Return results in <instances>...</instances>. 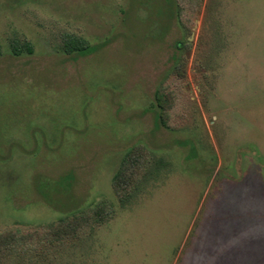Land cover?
Wrapping results in <instances>:
<instances>
[{
  "label": "rangeland",
  "instance_id": "rangeland-1",
  "mask_svg": "<svg viewBox=\"0 0 264 264\" xmlns=\"http://www.w3.org/2000/svg\"><path fill=\"white\" fill-rule=\"evenodd\" d=\"M66 33L97 49L64 52ZM0 46V234H33L0 264H264V0H0ZM137 146L166 165L123 206ZM101 200L112 217L46 236Z\"/></svg>",
  "mask_w": 264,
  "mask_h": 264
},
{
  "label": "trees",
  "instance_id": "trees-1",
  "mask_svg": "<svg viewBox=\"0 0 264 264\" xmlns=\"http://www.w3.org/2000/svg\"><path fill=\"white\" fill-rule=\"evenodd\" d=\"M10 45L11 52L14 56L34 53V46L29 40L14 38ZM175 47L177 51L182 50V48H184L183 41H177ZM62 49L68 54L77 53L79 55H84L95 51L97 47L82 36L73 33H66L63 35ZM1 54L2 49L0 46V55ZM175 61H179L178 54L175 57ZM156 95V109L151 108L155 110L156 124L158 127L161 125L169 127L165 119V101L160 96V92H157ZM138 150L143 149L142 147L137 146L127 152L119 169L113 177L115 192L119 196L123 206L130 203L138 195L139 191L145 186V184L149 182L151 176L159 173L160 169L166 165L160 158L154 159L153 164L147 166L146 168L143 156L136 153ZM73 179L74 177L72 173H68L62 176L59 180L55 181V185L52 186V188L70 189ZM39 187L42 191L45 202L55 209L61 210L59 206H56L55 200L50 196L49 191L46 190L47 188L51 189L49 182H39ZM68 211L67 215L61 217L58 221L51 223L46 227L45 233L47 237H51L58 241L72 237L75 234H78L83 227L92 224H99L105 219L112 217L115 213L112 204L107 200H101L93 208L83 209L75 207L74 209ZM32 238L33 234H23L20 231H10L0 234V257L8 253L16 255L20 254V247L27 245Z\"/></svg>",
  "mask_w": 264,
  "mask_h": 264
},
{
  "label": "clouds",
  "instance_id": "clouds-1",
  "mask_svg": "<svg viewBox=\"0 0 264 264\" xmlns=\"http://www.w3.org/2000/svg\"><path fill=\"white\" fill-rule=\"evenodd\" d=\"M230 239H232V240H237V237H231Z\"/></svg>",
  "mask_w": 264,
  "mask_h": 264
}]
</instances>
